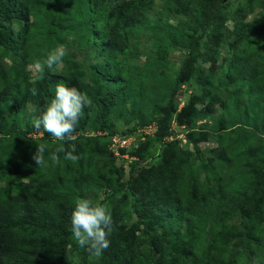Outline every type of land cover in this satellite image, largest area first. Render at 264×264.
Here are the masks:
<instances>
[{
	"label": "trees",
	"instance_id": "16d2710c",
	"mask_svg": "<svg viewBox=\"0 0 264 264\" xmlns=\"http://www.w3.org/2000/svg\"><path fill=\"white\" fill-rule=\"evenodd\" d=\"M157 1L0 0V134L5 135L9 123L1 119L8 104L12 103L13 112L18 114L31 102L39 117L46 108L41 103L43 97L48 104L59 82L76 87L91 101L79 118L78 130L102 129L107 134L105 137L114 141L148 125L151 119L143 104H137L134 99L128 71L131 67L127 63L139 57L134 44L147 33L173 46L174 36L185 38L179 30L170 35L168 18L158 29L159 17H149ZM168 1L173 9L177 8L176 0ZM228 4L218 0L215 9L205 16L200 10L192 14V27L202 29V35L207 31L210 34L204 43L199 38L192 42L187 60L197 54L205 63L211 61V54L220 48V42L228 40L219 18L222 14L228 18L231 15L239 29L237 39L227 47L226 58L232 64L225 70L239 73V78L245 81L252 75L251 67L257 60L264 59V18L247 22L241 16L255 12L256 8L264 9V0H246L234 14L225 11ZM58 46L66 49L63 63L52 70L46 69L43 79L39 78L32 65ZM183 69L176 85L181 83ZM135 71L137 75L145 73L138 65ZM121 102L126 104L124 109L130 105L137 115L136 125L122 132L111 121L118 115ZM170 118L171 115L167 119ZM16 121L18 118L13 120ZM34 130L37 129L32 122L8 132L24 143L13 146L14 154H10L12 159L7 166L17 169L20 161L32 157L37 146L28 135ZM83 134L78 139H99L84 138ZM51 138L46 133L40 144L52 141ZM77 142H73L76 147ZM197 150L200 152L198 147ZM84 151L85 148L75 151L80 156L75 163L86 161L90 168V159L81 160ZM175 160L158 164L142 182H135L139 163H131L127 187L135 182L144 190L138 192L137 202L146 210L142 216V233L130 245L121 238L115 240L111 233L110 246L100 257L91 256L72 236L73 208L66 210V204L74 207L72 193L86 187L79 180L76 166L70 168L74 162L67 161L71 164L64 166L63 175L31 186L18 177L11 180L0 176V264H240L241 259L246 264H264V205L256 223L249 218L239 223L237 195L231 191L233 196L225 197L222 172L215 173L210 182L202 178L210 172V166H181ZM59 168L60 165L55 169L56 174ZM102 168L95 166L97 182L106 181L101 175ZM160 175L174 179L175 185L163 184ZM57 188L67 191L60 193ZM261 190L264 195V187Z\"/></svg>",
	"mask_w": 264,
	"mask_h": 264
},
{
	"label": "rangeland",
	"instance_id": "374dc122",
	"mask_svg": "<svg viewBox=\"0 0 264 264\" xmlns=\"http://www.w3.org/2000/svg\"><path fill=\"white\" fill-rule=\"evenodd\" d=\"M245 1H228L225 11L234 14ZM174 3L177 8L173 9L168 0L157 1L154 9L149 12V17H159V30L163 25L161 23L168 18L170 35L173 36L179 30L185 38L174 36L176 44L173 46L171 42L164 43L160 37L153 38L147 33L134 44L139 57L136 61L127 63L131 67L128 71L132 78L130 82H133L132 94L137 104H143L151 121L133 133L118 138L120 145L114 143L115 140L109 141L102 129L83 132L76 125L74 140L63 142L52 137V141L44 142L47 146V167L36 166L29 157L23 162H17L15 169L6 163L12 159L10 154H14L13 146L21 141L8 135V132L31 125L33 119L38 118L36 106L28 102L25 109L15 114L13 104L10 103L1 118L9 123L5 127V135L0 134V176L11 180L18 177L30 186L42 180H53L58 175H63L64 166H70L71 163L61 160L56 174L55 169L59 165L51 163V152L61 144L71 150L73 146L76 147L73 142L78 140L76 151L78 148H85L81 160L90 159L92 165L88 168L86 161L71 164V169L75 166L78 169L79 180L86 183V187L75 190L72 197L69 193L71 200L86 197L93 202L108 205L114 220L113 238H121L127 245L142 233V216L146 211L137 203L138 192L144 191L141 189L143 186H138L135 182H142L145 175L150 174L158 164L170 162L172 159H176L174 163L181 166H210V172L202 175L203 179H209L210 182L213 181L215 173L222 172L220 178L223 188L227 190L223 192L225 197L233 196L231 191H235L237 195L238 201L235 203L240 207L237 217L239 223L244 218L256 223L259 211L264 205L261 190L264 187V59L257 60L258 63L251 67L252 75L245 81L239 78V73L232 74L231 69L229 72L225 70L231 68L232 64L226 58L227 47L231 45V41L237 39L239 27L237 22L232 21L231 15L228 18L222 14L219 20L224 23L228 40L220 42V48L214 50L208 63L197 54L187 60L192 42L199 38L204 43L208 41L210 34L207 31L202 35V29L196 30L192 27V14L200 10L201 15L205 16L215 9L218 0H176ZM168 11L172 12L171 16ZM262 17L264 18V9L261 8L241 16L247 22L262 21ZM71 48L72 46L69 47ZM214 64L215 70L211 68ZM137 65L145 70L143 75H137ZM182 69L184 72L181 83L176 85V78L182 73ZM41 103L43 107L46 106L44 97ZM125 106L121 102L118 115L111 120L117 124L120 132L127 131L137 123L136 112L130 105L128 109H124ZM169 115L171 118L167 119ZM15 118L18 121L13 122ZM81 133H84V138L99 139L80 140L77 136ZM44 136L46 133L42 130H34L28 138L37 146ZM122 138H130V143L124 144L121 142ZM33 149L36 151V147ZM59 155L61 159L64 158L63 153ZM132 162L139 163L137 177L133 186L127 187ZM96 165L100 169L105 166L101 175L106 181L97 182L94 178V173L98 172L94 171ZM159 179L169 187L175 185L174 179L162 175ZM58 191L63 193L67 190ZM31 193L34 194L33 191ZM71 208L73 207L67 203L66 210ZM158 228L161 229L160 226ZM240 264H246V261L241 259Z\"/></svg>",
	"mask_w": 264,
	"mask_h": 264
},
{
	"label": "clouds",
	"instance_id": "9594fccd",
	"mask_svg": "<svg viewBox=\"0 0 264 264\" xmlns=\"http://www.w3.org/2000/svg\"><path fill=\"white\" fill-rule=\"evenodd\" d=\"M66 55V49L58 46L48 51L42 60H36L32 68L43 79L45 70H52L54 66L61 65ZM91 103L86 94L81 93L76 87H68L59 82L55 85V94L38 118L33 119V126L50 134L56 141H71L79 118L83 114L85 106ZM119 138V137H117ZM130 141V138H125ZM124 138H122V141ZM121 141V142H122ZM120 143V141H119ZM47 146L38 144L31 159L38 167H47L45 159ZM76 149H66L63 144L57 146L50 154L53 165H60V153L64 154L67 161L78 162L79 155H75ZM114 230V220L108 205L101 202H93L86 197H77L71 214V232L73 239L81 248H86L94 257H100L104 250L110 246V235Z\"/></svg>",
	"mask_w": 264,
	"mask_h": 264
},
{
	"label": "built area",
	"instance_id": "2783aa9c",
	"mask_svg": "<svg viewBox=\"0 0 264 264\" xmlns=\"http://www.w3.org/2000/svg\"><path fill=\"white\" fill-rule=\"evenodd\" d=\"M114 140H115L114 143H117V145H120V143L117 142V139H114ZM122 142H123L124 144H128V143H130L129 140H126V139H124Z\"/></svg>",
	"mask_w": 264,
	"mask_h": 264
},
{
	"label": "water",
	"instance_id": "95a60500",
	"mask_svg": "<svg viewBox=\"0 0 264 264\" xmlns=\"http://www.w3.org/2000/svg\"><path fill=\"white\" fill-rule=\"evenodd\" d=\"M225 1H229V0H225ZM213 69L215 70V64L213 65Z\"/></svg>",
	"mask_w": 264,
	"mask_h": 264
}]
</instances>
